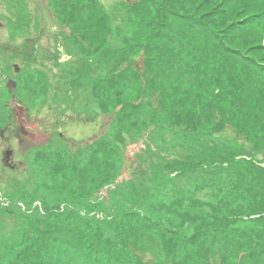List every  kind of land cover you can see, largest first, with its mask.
I'll list each match as a JSON object with an SVG mask.
<instances>
[{"label":"trees","instance_id":"trees-1","mask_svg":"<svg viewBox=\"0 0 264 264\" xmlns=\"http://www.w3.org/2000/svg\"><path fill=\"white\" fill-rule=\"evenodd\" d=\"M119 1L132 34L115 50L104 47L111 18L100 0H52L82 53L119 62L92 81L102 111H115V124L128 127L140 112L133 92L124 90L130 83L158 94L171 126L193 134L228 126L251 149L193 142L163 164L180 176L224 181L212 200L179 191L160 199L140 177L93 197L95 188L111 184L118 146L106 136L77 156L63 148L40 152L49 169L39 166L42 180L32 171V191L21 185L23 206L14 198L0 203V214L15 221L9 231L0 225V264H264V157L257 156L264 152V0ZM136 52L138 68L129 64ZM183 63L186 71L178 70ZM79 65L78 75L90 69ZM6 74L17 81V95L23 82L0 66V126L10 123ZM149 174L158 186L176 189L158 170Z\"/></svg>","mask_w":264,"mask_h":264},{"label":"rangeland","instance_id":"rangeland-1","mask_svg":"<svg viewBox=\"0 0 264 264\" xmlns=\"http://www.w3.org/2000/svg\"><path fill=\"white\" fill-rule=\"evenodd\" d=\"M100 1L111 18L105 49L118 50L125 47L124 39L131 36L132 27L123 20L126 15L124 3L119 0ZM0 54V60H3L0 62L1 68L23 81L19 95L16 93V85L15 95L16 100H21L17 101L23 106L19 110V119L25 124L20 130L14 122L11 105L7 112V121L10 120V123L0 126V203L4 205H9L8 198H14L23 206L20 199L23 188L32 191L36 185L32 171L37 173L36 180L43 179V172L38 168L42 166L46 171L49 166L38 160L40 152L50 153L48 150L63 148L61 151L66 150L68 155L77 156L85 153L84 149L95 144L101 136L111 138L118 147L112 158L114 167L111 171V184L93 190V197L100 198L112 195L111 190L115 187L120 189L119 183L123 180L140 177V181L145 180L141 184L146 185L143 189L151 190V195L160 199L165 200V195L173 196L179 191L184 196L200 195L212 200L219 192L220 183L224 184V181L202 173L180 176L179 171L165 169L163 164L172 162L182 153V149L189 150L190 144H195L193 142L196 145L198 142H207L219 146L242 144L251 149L250 144L228 126L220 132H200L202 134L189 133L171 126L170 118L160 106L158 94L150 90L141 93L130 83L124 84V90L133 92L134 103L139 104L140 112L132 118L128 127L115 124V111H102L100 100L93 96L90 88L94 77L109 73L119 62L106 60L102 53L94 56L82 53L73 43L71 26L63 19L61 9L53 6L52 0H0ZM2 55L5 59L1 58ZM80 61L89 64L90 69L78 75L76 69L81 67ZM131 61L129 64L135 68L141 66L140 53L136 52ZM14 64L19 66L18 72L13 71ZM22 67H26L27 71L20 75ZM177 69L186 71L184 63ZM82 70H85L84 67ZM7 78L6 74L5 85ZM74 78H78V82H74ZM4 84V89H8ZM73 85L76 89L71 88ZM114 92H111L110 97H115ZM58 133H62L63 138ZM90 148L86 159L91 155ZM257 156L264 157V152H259ZM10 158L19 165V170L8 168ZM27 168V175L21 172ZM152 169L162 173L159 176L166 179L169 185L174 184L176 189L172 190L171 186L162 184L158 186V182L150 179ZM45 178L49 181L46 175ZM38 205L41 208L40 203ZM0 221V225L7 231L14 227L15 221L10 215L0 214ZM218 260L216 256V263Z\"/></svg>","mask_w":264,"mask_h":264},{"label":"water","instance_id":"water-1","mask_svg":"<svg viewBox=\"0 0 264 264\" xmlns=\"http://www.w3.org/2000/svg\"><path fill=\"white\" fill-rule=\"evenodd\" d=\"M14 68L16 72L19 71V66L17 64H14ZM16 85H17V82L12 78H9L6 82V87L8 88L9 92L12 94L11 103H12L13 111L15 115L14 122L19 126V124L21 123L19 119V110L20 109L22 110L23 106L16 100V95H15ZM7 153H9V151H7ZM6 158H8V155H6Z\"/></svg>","mask_w":264,"mask_h":264},{"label":"flooded vegetation","instance_id":"flooded-vegetation-1","mask_svg":"<svg viewBox=\"0 0 264 264\" xmlns=\"http://www.w3.org/2000/svg\"><path fill=\"white\" fill-rule=\"evenodd\" d=\"M0 62H1V60H0ZM9 78H10V77H9ZM7 79H8V78H7ZM8 91H9V90H8ZM20 121H21V123L19 124L18 127H19L20 130H21V129L24 128V125H25V124H24V122L22 123V119H20ZM25 131H27V130H25ZM26 133H28V132H26ZM33 136H34V135H33ZM53 136H54V134H53ZM53 136H52V138H53ZM59 136H60L61 138H63V137H62V133H60ZM49 141H50V140H49ZM9 165L12 166L13 168H18V166H19V165L15 164V163L13 162V159H12V158L9 159Z\"/></svg>","mask_w":264,"mask_h":264}]
</instances>
